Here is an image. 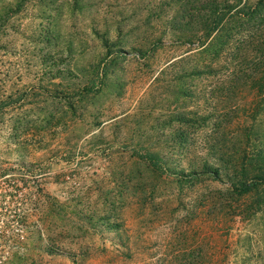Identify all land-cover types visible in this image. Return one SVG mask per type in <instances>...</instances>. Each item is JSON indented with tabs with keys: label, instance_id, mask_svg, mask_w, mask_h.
I'll return each instance as SVG.
<instances>
[{
	"label": "rangeland",
	"instance_id": "374dc122",
	"mask_svg": "<svg viewBox=\"0 0 264 264\" xmlns=\"http://www.w3.org/2000/svg\"><path fill=\"white\" fill-rule=\"evenodd\" d=\"M177 9L0 0V264H264V204L225 176L264 142V30L186 44Z\"/></svg>",
	"mask_w": 264,
	"mask_h": 264
},
{
	"label": "trees",
	"instance_id": "16d2710c",
	"mask_svg": "<svg viewBox=\"0 0 264 264\" xmlns=\"http://www.w3.org/2000/svg\"><path fill=\"white\" fill-rule=\"evenodd\" d=\"M178 7L176 11V21L179 30L184 34L181 39L186 44H201L211 38L222 34L230 24L243 23L253 24V28L257 31L264 30V0H257L253 5L244 3V0H170ZM18 12V10L16 11ZM190 34V35H186ZM226 40L230 41V35ZM230 38V39H229ZM229 41H225L228 42ZM103 59V63L112 55H122V50H112ZM252 50V57L249 56L245 62H248V69L252 72L259 71V67H264V38L258 37L248 46ZM251 72V74H252ZM252 77L251 75L248 78ZM264 78V75H262ZM264 82V79L262 80ZM95 83L90 87H84L88 93H97ZM261 93L264 92V83H259ZM9 99H11L9 97ZM12 101L0 103V111L11 106ZM180 121L183 118L179 119ZM264 137V134H263ZM141 159L145 160L152 169L161 174L169 173L178 176L184 181L199 178L203 175H209L214 180L222 182V170L219 167L204 165L202 170L192 169L189 172L175 171L164 168L163 161L159 155L155 153H147L141 155ZM230 166V165H229ZM226 168V166H225ZM230 168V167H229ZM232 172V174H231ZM232 187L233 193L238 196H245L256 193L258 196L257 203L264 204V142L262 146L256 150L253 157L246 156L242 162L233 167L232 171L225 173ZM114 229V228H110Z\"/></svg>",
	"mask_w": 264,
	"mask_h": 264
}]
</instances>
